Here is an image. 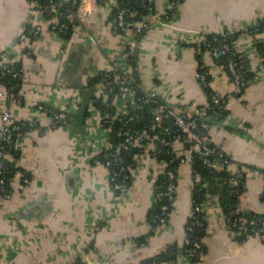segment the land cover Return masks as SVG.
<instances>
[{
	"label": "crops",
	"instance_id": "0c3cea01",
	"mask_svg": "<svg viewBox=\"0 0 264 264\" xmlns=\"http://www.w3.org/2000/svg\"><path fill=\"white\" fill-rule=\"evenodd\" d=\"M85 2L92 8V0ZM111 3L97 2L96 11L81 17L65 39L28 0H0V54L16 43L30 21L42 24L32 55L21 62L26 81L23 105L15 108L19 117L28 116L37 101L66 109L79 98L77 91L87 85L88 75L122 64L121 40L106 21ZM167 3L154 1L150 25L135 40L139 85L176 110L192 113L207 101L195 72L198 67L209 72L211 89L227 96V115L209 124L206 136L244 170L246 184L237 209L264 219V55L256 47L264 45V24L257 27L264 22V0H182L175 19L164 24L160 20ZM225 30L236 35L235 49L252 74L240 95H231L226 70L198 48L199 33ZM183 31L194 35L182 41ZM129 103L126 97L112 101L115 112ZM89 111L83 134L72 125L51 129L50 119L41 115L37 128L22 140L21 155L10 157L27 180L14 178L11 198L0 196V264H144L171 247L176 250L173 259L157 264H264V241L255 236L241 241L230 233L216 194L207 196L210 203L203 213L204 252L196 262L185 259V224L192 211L189 166L179 172L168 226H152L148 215L163 173V166L149 155L152 140L134 157L128 190L117 194L107 168L93 162L106 132L100 112L92 107ZM173 151L184 152L182 140L174 142Z\"/></svg>",
	"mask_w": 264,
	"mask_h": 264
},
{
	"label": "built area",
	"instance_id": "2783aa9c",
	"mask_svg": "<svg viewBox=\"0 0 264 264\" xmlns=\"http://www.w3.org/2000/svg\"><path fill=\"white\" fill-rule=\"evenodd\" d=\"M68 1L70 2V5L75 8L73 12L62 13L60 16L56 6L52 5L48 13L55 11L57 15H55L56 17L54 16L49 19L44 17L46 10L40 8L36 0L28 2L36 11L41 14L42 20L44 23H47L52 31L63 32L68 28V25L72 23L75 18L79 20L86 14L92 15V13L96 11L97 7L96 0H92V8L90 9L87 8L85 0ZM147 1L148 3H154L155 0ZM113 5L114 2L111 3V7ZM174 5V1L168 0L166 9H173ZM152 13L153 12H149L143 20L130 19L129 22H127L128 18L133 17L135 13L131 12L127 7L117 6L116 27L115 29H111V32L117 37H119V30L124 32L123 35L120 34L122 37H119L121 40L119 49L123 53V62L121 65L115 66L113 69L106 71V75L108 77H112V79L116 81L115 83L118 84V87L117 92L111 95L110 101H108V98H106L105 101H108V103L110 102L112 105V101L115 97H126L130 103L129 106H127L122 112L113 111L112 114L105 113V115H101V125L104 131L107 133L111 129V124L115 120H122L124 116H128L129 121L137 117L138 112L136 110H138L140 102L153 106L149 112L150 131L154 132L157 129H162V132L160 136L156 135L155 133L151 139L153 146L149 151V155L162 166H164L163 173L165 175L166 184L164 187H156L154 191V200L159 205L161 213L164 214L170 210L177 197V178L179 172L183 166H190L194 153L199 154L205 164H214L218 170L228 171L230 174V182L232 183L233 187L239 184L245 186L246 180L244 170L236 166L234 160L229 155H227L222 148L216 151L217 158L211 162L210 156L213 153V148L210 147V140L207 139L204 134V129H206L208 125L203 119L204 117L206 118L209 116L208 109L213 107H216L218 110L225 108L227 96L220 95L217 92H207L206 87L209 86L208 71L203 70L195 72L194 76L205 91L207 101L202 105L196 106L192 113L185 110H176L171 105H169L167 101L163 100L158 94L153 92L144 91L145 94L142 97H135V92L130 87V82L134 81L138 77L139 67L137 63L134 66H131L129 63L132 57H136V55H134V51L136 46L135 40H138L137 35L144 27H149V17ZM163 16L160 20V23H171L172 20H165ZM28 25V29L24 28L19 32L15 44L2 50L0 63L22 62V58L26 54L30 53V51H26V53L23 52L22 48L25 43L29 44L30 41L33 44L38 40L39 34L42 31V24L30 21ZM28 33L34 35L35 38L30 40ZM229 33V31L218 32L217 34L219 37H214L211 40L207 39V35L209 34L203 32L199 33L197 35V37H199L198 45H203L205 48L204 54L210 57L214 64L223 67L228 73L232 81L231 95H239L247 87L249 80L246 76L245 65L243 61L237 56V51L234 44L230 45L225 41L224 37L229 36ZM193 35L194 34L192 31H183L179 33V37H181L182 41H188L190 37H193ZM223 55L228 57L226 64H217V60ZM13 76L20 79L16 93H10L9 90L6 88L4 89L0 80V196L4 200H9L11 198V190L7 188V181H9V178L4 177L3 175L7 167L6 162L10 160L11 157L10 149L19 151L21 155V142L29 132L37 128L36 125L39 123L41 115H45L50 119L49 127L51 129L58 125H62V123L69 119H71L72 123L73 118L68 107L66 109H57L54 106L42 101L34 102L32 112H30L28 116L22 118L19 117L15 108H19L23 105L22 85L26 81L23 66H21L17 72H14ZM93 90L95 93L101 95L106 94L107 92L111 93L113 87H109L108 91L105 92L98 85ZM79 100L80 96L76 102L71 105H77ZM90 107H92L91 104ZM132 110L133 112H131ZM195 115H198V117H201L202 119L199 120L197 117H195ZM170 116H174L173 127L168 125V119ZM106 123L108 125H106ZM173 132L176 133L174 134ZM116 135L122 137L123 141L112 144L107 139L106 135V139L101 149V152L109 151L108 155L111 156V159L107 160L106 162H101L94 158L93 162L97 165H103L105 168H107L110 187L113 191L114 189L119 188L121 189L122 193H125L128 190V187H126L124 184L114 182L120 172L124 171L127 167L124 165L125 162L121 156V153L133 144H136L140 147L141 150L138 152L139 154L143 153L144 144L141 141L144 138H147L149 134L146 131L137 133L130 129H119L116 132ZM178 139L182 140L184 143V152L182 154L175 153V156L168 160V162L161 159L159 155L163 148L168 147L173 150V144ZM175 160H178V166L174 168H168V164ZM113 161L119 165V171L112 172L109 170L108 166H110ZM189 171L191 174L190 168ZM16 177H23V181L27 180L23 176V172L19 169H16L13 177L10 180V184ZM193 185L194 181L192 180L190 184V191H192ZM209 203L210 199L208 197H204L202 200L197 201L192 200V211L190 213V217H192L194 213H204ZM221 209L223 213V219L230 233H233L234 235H243L245 237L252 235L261 241H264V219L254 217H245V219H243L233 216V212L226 215L222 207ZM240 220L244 224H242L241 230H236L235 227L237 226L238 222H240ZM168 221L169 218L167 221L161 218L158 222L152 220V223L161 228H165L168 226ZM198 224L202 225L201 222H198ZM185 229L191 230V227L185 226ZM189 243L190 239L185 236L183 239V251L187 257L194 256L197 250L201 247V243L197 241L193 242L191 246L185 247V245Z\"/></svg>",
	"mask_w": 264,
	"mask_h": 264
},
{
	"label": "trees",
	"instance_id": "16d2710c",
	"mask_svg": "<svg viewBox=\"0 0 264 264\" xmlns=\"http://www.w3.org/2000/svg\"><path fill=\"white\" fill-rule=\"evenodd\" d=\"M31 2L32 0H28ZM38 2V6L40 8L45 9L44 17L46 19L52 18L55 15H57L54 12H49V9L52 5H55L56 8L58 9V13L61 16L62 13H69L73 12L75 10L74 7L70 5L69 1H64V0H36ZM108 0H96L98 3H103ZM114 2V5L110 8L108 17H107V24L110 25L111 29H115L116 27V14H117V6L121 7H127L131 12L135 13L133 17H129L128 21L130 19H137V20H143L147 16L149 12H154V3H148L147 0H112ZM175 2V5L173 9H165V14H164V19L165 20H174L177 14V3L181 2L182 0H172ZM60 6H62V9H60ZM56 17V16H55ZM79 21L78 19H74L72 23L68 25V28L63 31V32H57L59 35L63 36L65 39L69 38L71 36L72 30L75 26V24H78ZM264 22H262L258 27V29L263 26ZM130 26V25H128ZM26 28H29V25L26 26ZM146 27H144L140 33H138V37H141L144 34V30ZM227 31V30H225ZM118 35L121 38L123 35V31L119 30ZM66 33V34H65ZM121 34V35H120ZM28 37L30 40H32L34 35L28 33ZM214 37H219L217 33H212L207 35V39H212ZM221 38V36H220ZM225 41L229 43L230 45L235 43L236 40V35L234 33H229V36L224 37ZM199 50L204 52V46L203 45H198ZM32 43L29 41V44L25 43L22 50L23 52L26 53V51H30V55H32ZM257 49L261 53V55H264V45H261L259 43L256 44ZM237 56L239 59H241L245 65L246 69V76L247 79L250 80L252 79V74L248 71L247 65L245 63V59L242 57L240 53H237ZM228 57L226 55L221 56L217 60V64L224 65L227 62ZM0 60H1V54H0ZM137 63L136 57H132L130 60L131 66H134ZM22 66L21 62H9V63H0V80H1V85H3L7 90L10 91V93H16L20 79L18 77H14L13 73L17 72L19 68ZM205 70L203 67H198L197 71H203ZM106 71H100L97 74H91L88 75L87 77V86L91 88H96V86H100L103 91L107 92L109 87H113V90L111 93H106V94H98L95 95V97L91 100V106L92 108L97 109L101 115H105V113L112 114L114 111L113 106L108 103L110 101V97L112 94L117 92V87L118 84H116L115 80L112 79V77H108L106 75ZM208 77V81H209ZM130 87L134 90L135 92V97H142L145 93L144 90L141 88L138 82V78H136L134 81L130 82ZM207 92H214L210 86L206 87ZM240 95V94H239ZM108 98L109 100L106 102L105 99ZM108 103V104H107ZM110 104V105H109ZM152 105L148 104H143L140 102L138 110V116L135 117L133 120L128 121V116H124L122 120H115L111 124V129L106 133L107 139L112 143H120L122 142L123 138L120 136L116 135V132L121 129V130H126L130 129L134 132L141 133L142 131H146L149 135L147 138H144L141 142L144 144L146 141L151 140L153 136L161 135L162 129H157L156 131H150V110L152 109ZM133 112V110L131 111ZM90 113L88 111L87 115ZM208 117H204V121L206 122L207 125L211 123H220L227 115V111L225 108L222 109H217L216 107L208 109ZM199 120L202 119L201 117H198V115H195ZM167 125V123L165 122ZM64 126L71 125V119L67 120L66 122L62 123ZM106 125H108L106 123ZM105 126V125H104ZM207 129H204V134L205 136L207 135ZM174 133V132H173ZM176 133V132H175ZM174 133V134H175ZM207 138V136H206ZM208 139V138H207ZM209 145L211 148H213V153L211 154V162H213L217 157H216V151L221 149L218 145L214 144L212 141L209 142ZM140 147L137 146L136 144L131 145L128 147V149L122 151L121 156L124 160V165L127 166L124 171H121L120 174L116 177L114 180L115 183H121L124 184L126 187H129L130 183V169L133 167L135 164V155L140 151ZM10 154L13 157H18L20 155V152L17 150H12L10 149ZM109 151L105 152H100L95 156L96 159H98L101 162H106L107 160L111 159V156L108 155ZM175 156L174 151L171 148L164 147L163 150L160 152L159 157L163 160H170ZM6 169L5 172L3 173L4 177L9 178V181H7V188L11 190L10 186V180L13 177L14 172L16 169H19L22 171L24 174L25 172L21 168H16L14 164L8 160L6 162ZM178 166V160H175L171 163L168 164V168H174ZM167 167V166H166ZM109 170L113 171H119V165L116 164V162H112L110 166H108ZM192 174V180L194 181V185L192 187L191 195H192V200L197 201V200H202L204 197L206 198L209 194H216L218 196V201L220 203V206L223 208L225 214H229L233 212V216L240 217L245 219L254 217V218H259L256 217L252 214H248L241 212L237 209V203H238V197L240 193L244 190L245 186L244 185H237L233 187L232 183L230 182V174L228 171L225 170H218L216 168V165H208L203 162L202 157L194 153L193 154V159L191 161V164L189 166ZM164 169V166H163ZM166 184V179L164 173L160 175L156 187L162 186L164 187ZM155 187V188H156ZM114 192L117 194L122 193L121 189L116 188L114 189ZM262 199H264V193L262 195ZM169 211L166 213H161L160 207L157 204V202L154 203L153 208L149 212L148 215V222L149 224H153L152 226L156 227L154 223H152V220H155L156 222L159 221V219L163 218L165 221L168 220L169 218ZM263 219V218H262ZM198 222H201L202 225H199ZM241 220L238 222L237 226L235 227L236 230H241L242 226ZM185 226H190L191 230L185 229L186 230V237L190 239V243L185 245L191 246L193 242L197 241L201 243V247L197 250L196 254L194 256H186L184 251H182V256L185 257L187 260L196 262L199 260L201 254L204 252V245L202 242L203 237L205 236V230H206V222L204 219L203 213H194L192 217H189L187 220V223ZM252 236V235H251ZM237 238H239L241 241L245 240V236L243 235H236ZM183 250V249H182ZM176 254L175 248L171 247L167 252H163L160 256L155 257L154 259H150L149 261H145L144 264H157L161 259L164 260H172L174 255Z\"/></svg>",
	"mask_w": 264,
	"mask_h": 264
},
{
	"label": "water",
	"instance_id": "95a60500",
	"mask_svg": "<svg viewBox=\"0 0 264 264\" xmlns=\"http://www.w3.org/2000/svg\"><path fill=\"white\" fill-rule=\"evenodd\" d=\"M60 9H62V6H60ZM77 92L80 96L78 104L74 106L71 105L68 108L73 116L71 123L72 127H74L78 133L83 134L85 131V118L89 111L91 100L95 97L96 93L87 85L80 87ZM173 122L174 116H170L168 125L173 127Z\"/></svg>",
	"mask_w": 264,
	"mask_h": 264
}]
</instances>
